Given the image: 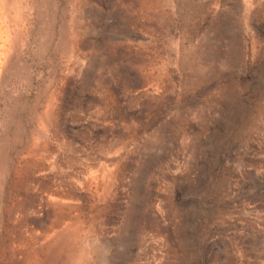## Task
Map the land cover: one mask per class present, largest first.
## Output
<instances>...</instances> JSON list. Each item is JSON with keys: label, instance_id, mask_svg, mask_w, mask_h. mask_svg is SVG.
I'll return each mask as SVG.
<instances>
[{"label": "rangeland", "instance_id": "1", "mask_svg": "<svg viewBox=\"0 0 264 264\" xmlns=\"http://www.w3.org/2000/svg\"><path fill=\"white\" fill-rule=\"evenodd\" d=\"M0 264H264V0H0Z\"/></svg>", "mask_w": 264, "mask_h": 264}, {"label": "bare ground", "instance_id": "2", "mask_svg": "<svg viewBox=\"0 0 264 264\" xmlns=\"http://www.w3.org/2000/svg\"><path fill=\"white\" fill-rule=\"evenodd\" d=\"M82 260V259H81Z\"/></svg>", "mask_w": 264, "mask_h": 264}]
</instances>
